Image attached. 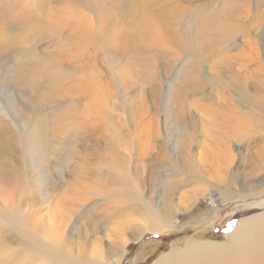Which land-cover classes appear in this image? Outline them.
<instances>
[{
  "label": "rangeland",
  "instance_id": "rangeland-1",
  "mask_svg": "<svg viewBox=\"0 0 264 264\" xmlns=\"http://www.w3.org/2000/svg\"><path fill=\"white\" fill-rule=\"evenodd\" d=\"M17 1L34 12L3 20ZM35 1L0 0V36L16 45L0 60V264H67L56 249L154 264L229 243L217 241L227 216L233 228L264 211V0ZM34 69L42 83L26 88L44 92L41 106L23 95ZM61 77L88 81L55 96ZM219 175L239 190L226 201ZM170 200L162 230L140 231L148 207Z\"/></svg>",
  "mask_w": 264,
  "mask_h": 264
},
{
  "label": "bare ground",
  "instance_id": "bare-ground-1",
  "mask_svg": "<svg viewBox=\"0 0 264 264\" xmlns=\"http://www.w3.org/2000/svg\"><path fill=\"white\" fill-rule=\"evenodd\" d=\"M22 4L19 3V1H17V4H13L12 10H10L9 12L3 11L4 13L1 12L2 13V14L0 13L1 16H4L3 20H5V18L12 19V18H16V17H23L24 18V16L29 17L30 16L29 12H34V11H29L28 8L27 7L24 8V5H22ZM40 4H41V2L38 0L34 2V6H36V7H39ZM77 15H78V18L84 17L82 15V12H79V11H78ZM38 16H39V13H38ZM38 16H37V18H38ZM49 17H50V15H49ZM169 17H170V19L173 18V17L171 18V16H169ZM85 18H88V17H85ZM34 19H36V17H34ZM50 19H51V21H49V23H51V25L54 24V26H52L53 32L56 35H58V33H60V31H59V28H57V30H56L55 25L63 22L64 20L57 18V14H53L52 18L50 17ZM12 21H13V19H12ZM1 23H2V21H1ZM3 28L5 29V27H3ZM32 29L35 30V28H32ZM35 32L38 33L36 30L35 31L32 30V32L28 33L26 36H22L21 38L16 40L19 44H22L20 46L21 50L26 49V44L28 42L33 43V41L35 40V37H36ZM42 32H43V28H42ZM148 32H150V31L148 30ZM0 33L3 34V32H0ZM71 33H73L76 36V39L78 41L83 42V39L85 37L84 34L86 32L83 30H80L79 34H76L75 31H72ZM136 33L134 32L133 35L131 36V38L133 39V42L131 44L132 48H131L130 54H136L138 52L136 45H137V43H139V40L137 42L134 41L135 39H137ZM2 34L0 36V60L4 59V57H6L8 55L7 54L8 51H10L14 47H16L15 42L13 43V41H11L7 38H4V36H2ZM18 36H20V35H18ZM10 37H12V35H10ZM147 38H149V36H147ZM142 42H143V40H142ZM15 50L16 49H13L12 51H15ZM25 76L28 77L29 79L26 78ZM12 79L14 82L15 80L18 79V75L12 74ZM69 79L73 80V81L68 83L67 81L63 82L62 77L58 78V80L56 82L58 89H51L55 96H59V93H61V91L64 87H65L64 88L65 91L70 89L73 92L76 91L78 94L82 93V91H83L82 83H83V80H85V79L80 78V82H76L75 79L68 77V80ZM94 79L91 78L89 80H94ZM21 81L23 84H25L22 87L23 89H27L26 85H28L32 88H36V87H38V85H40L42 83V82H39L38 72L36 69H34L33 72L23 73L22 77H21ZM50 81H52V80H50ZM85 81H88V80H85ZM97 83H98V81H97ZM62 86H63V88H62ZM24 92H23L24 96H26L25 94H31L32 95V100L30 102H32V103L34 102V104H36V105H39L44 99H46L44 92H38L35 90L31 91L29 89H27V91L25 90ZM50 105H52V104H50ZM39 106H41V105H39ZM260 158H261V160H260ZM260 158H259V160L262 163L258 164V168H259L258 171L259 172H260V170L261 171L264 170V154H261ZM224 162L226 163V161H224ZM226 165H229V164L227 163ZM221 167H222V169L225 167L223 161H222ZM221 180H223L224 182ZM219 183H221L219 185H221V186L226 185L229 188V193L226 195L220 192V196H222L225 199L223 201H226L227 198L234 197L236 192L239 191L235 186V182H234L233 178L226 180L224 176H220L219 177ZM220 187L218 189L222 190V189H220ZM252 187H253V185H252ZM263 187H264V179L261 178V179H259V185L257 186V188H263ZM252 190L253 189L248 190L249 195L254 194V192L253 193L251 192ZM262 190H264V189H262ZM189 193H191V192H189ZM238 194H239V192H238ZM238 194H237V196H238ZM143 200L146 202V204H149V201H146L145 199H143ZM171 203H172L173 207L175 208V206L177 204L174 203V201H172V200H170V202H165V205L162 208H161V206L159 207V206H154V205L151 207H148V211L146 214H147V217L149 218L148 219L149 221L145 222L146 224L141 226L140 231H142V232L146 231V230H149L151 232L161 231L162 226H160V225L162 224V221H157V220L159 218H162V214L165 211L164 207H170ZM257 205H258V207L260 206V208H264V200L260 201L259 204H257ZM143 213H145V212H143ZM9 217L15 220L16 214H11ZM164 225H165V223H164ZM228 237L230 238L229 243L204 242V243H194L191 245L186 244L185 248L175 249L174 251H171L172 253L170 252V254L167 253V254L160 256L159 259L157 260V262H154V264H264V211L258 212L257 215H252V216L249 215L247 218L242 217V219L235 225V227L230 229V232H228ZM136 238H137V236L133 235V237H131V240H135ZM121 244H122V242L119 239L115 240L114 243L111 244L110 249L112 250V249L116 248V250H117V249H119L118 246ZM49 252H51V251H49ZM57 252H59V253L63 252L65 254V256L68 257V259H67L68 263L66 262L67 264H100V261H101V264H106V262L104 260H102L104 258L103 255L100 256L101 260H98L100 258L88 256L85 253V251H83V250L79 251L77 254H74V253H72L66 249H56V250H54V253H52V254L56 255ZM49 256H50V254H49ZM60 264H62V263H60Z\"/></svg>",
  "mask_w": 264,
  "mask_h": 264
},
{
  "label": "crops",
  "instance_id": "crops-1",
  "mask_svg": "<svg viewBox=\"0 0 264 264\" xmlns=\"http://www.w3.org/2000/svg\"><path fill=\"white\" fill-rule=\"evenodd\" d=\"M233 217V215H231V216H227L226 217V219L224 220L225 222H223V223H221V224H224L223 226L225 227V230H223L222 232H221V235H219V237H217V241H222V240H224V239H222L223 237H227L228 236V232H230V229H231V227L229 228V226L231 225V221L234 219V217ZM237 216H235V218H236ZM221 224H219V225H217V228L218 229H221V228H223V226L221 225ZM236 225V224H235ZM215 226V225H214ZM213 227V226H212ZM215 227H213L212 229H214ZM210 239V238H209ZM211 240H213V239H211ZM214 241V240H213ZM223 243V242H222Z\"/></svg>",
  "mask_w": 264,
  "mask_h": 264
},
{
  "label": "trees",
  "instance_id": "trees-1",
  "mask_svg": "<svg viewBox=\"0 0 264 264\" xmlns=\"http://www.w3.org/2000/svg\"><path fill=\"white\" fill-rule=\"evenodd\" d=\"M152 261H153V259H148L147 258V261L146 262H147V264H150Z\"/></svg>",
  "mask_w": 264,
  "mask_h": 264
},
{
  "label": "built area",
  "instance_id": "built-area-1",
  "mask_svg": "<svg viewBox=\"0 0 264 264\" xmlns=\"http://www.w3.org/2000/svg\"><path fill=\"white\" fill-rule=\"evenodd\" d=\"M213 206H217V202L216 201H214Z\"/></svg>",
  "mask_w": 264,
  "mask_h": 264
}]
</instances>
